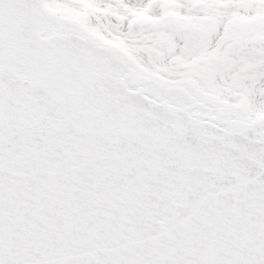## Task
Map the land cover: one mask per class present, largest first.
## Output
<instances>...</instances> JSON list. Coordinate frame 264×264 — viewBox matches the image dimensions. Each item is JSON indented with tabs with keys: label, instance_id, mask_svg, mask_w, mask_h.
<instances>
[{
	"label": "snow or ice",
	"instance_id": "6c2138e0",
	"mask_svg": "<svg viewBox=\"0 0 264 264\" xmlns=\"http://www.w3.org/2000/svg\"><path fill=\"white\" fill-rule=\"evenodd\" d=\"M0 264H264V0H0Z\"/></svg>",
	"mask_w": 264,
	"mask_h": 264
}]
</instances>
